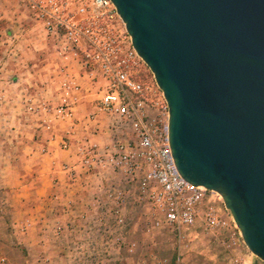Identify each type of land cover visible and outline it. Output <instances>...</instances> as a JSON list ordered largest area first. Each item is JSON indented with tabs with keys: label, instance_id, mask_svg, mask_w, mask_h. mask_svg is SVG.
I'll list each match as a JSON object with an SVG mask.
<instances>
[{
	"label": "built area",
	"instance_id": "built-area-1",
	"mask_svg": "<svg viewBox=\"0 0 264 264\" xmlns=\"http://www.w3.org/2000/svg\"><path fill=\"white\" fill-rule=\"evenodd\" d=\"M17 1L43 26L57 62L50 78L58 85L57 104L28 95L25 112L51 133L47 141H55L54 132L64 125L59 143L63 149L73 150L79 128L90 130V136L76 141L77 160L64 165L67 174L75 179L78 169L88 175L105 169L117 173L136 187V202L147 210L145 230L173 235L171 257L148 255L140 264H188L183 248L189 247L193 235H185L186 228L216 237L231 254L230 262L242 264L238 249L246 244L222 195L189 182L177 168L169 138L168 102L113 0ZM87 95L94 96L92 108L79 118L78 106ZM103 122L111 140L100 143L93 138ZM42 150L48 152L47 146ZM107 193L109 202L90 206L92 217L79 216L84 221L81 234L71 230L67 264H106L112 260L113 250L126 245V229L132 224L124 206L127 193L120 187ZM30 225L29 221L22 223L21 231L26 232ZM93 230L101 250L88 246L95 242L90 238ZM135 247V242L127 243L128 252L134 253ZM49 262L48 255H41L35 264Z\"/></svg>",
	"mask_w": 264,
	"mask_h": 264
},
{
	"label": "water",
	"instance_id": "water-1",
	"mask_svg": "<svg viewBox=\"0 0 264 264\" xmlns=\"http://www.w3.org/2000/svg\"><path fill=\"white\" fill-rule=\"evenodd\" d=\"M169 105L180 174L264 261V0H113Z\"/></svg>",
	"mask_w": 264,
	"mask_h": 264
},
{
	"label": "crops",
	"instance_id": "crops-1",
	"mask_svg": "<svg viewBox=\"0 0 264 264\" xmlns=\"http://www.w3.org/2000/svg\"><path fill=\"white\" fill-rule=\"evenodd\" d=\"M52 56V62L44 66L48 71L45 74L32 72L22 54L21 58H14L15 63L0 56V201L3 212L14 216L15 228L30 222L28 230L19 232L17 237L34 251L33 264L41 255L49 256V264H67V251L62 246L70 240L72 228H82L84 221L79 216L92 217L88 213L90 206L98 201L109 202V189H125L126 201L129 198V203L135 202L136 187L110 169L89 175L78 169L80 174L75 179L67 174L64 165L77 160L76 141L90 136V130L79 128L72 141L73 150L63 149L59 143L64 125L54 132L58 136L55 141H47L51 133L25 112L24 98L28 95L57 104L58 85L50 82L57 64L53 53ZM93 97L83 98L77 109L79 118L91 110ZM101 128L93 139L100 143L110 141L106 122ZM44 146L48 152H43Z\"/></svg>",
	"mask_w": 264,
	"mask_h": 264
},
{
	"label": "rangeland",
	"instance_id": "rangeland-1",
	"mask_svg": "<svg viewBox=\"0 0 264 264\" xmlns=\"http://www.w3.org/2000/svg\"><path fill=\"white\" fill-rule=\"evenodd\" d=\"M5 50H7L6 53ZM15 50L18 51V54H15ZM21 54L23 55L22 59L27 62L28 68L38 74L40 72L47 73L48 71L44 70V66L54 59L43 26L36 22L29 11L17 0H0V56L4 59H10L11 63H15L14 58H21ZM136 193L135 190L133 194L135 202L133 203L131 200L132 203H129L128 198L124 205L128 219L132 223L128 231L126 229V245L124 243L120 249H116L117 251L113 250L112 260L107 261L106 264H140L142 259L148 255L159 254L171 257L174 253L175 241L172 234L160 230H152L151 232L145 230L147 222L145 213L147 210L141 208L136 202ZM7 207L9 209L11 206L8 205ZM0 214L3 215L0 217V237H3L0 240V264H33L34 251L30 246H25L19 242L17 236L20 235L19 232H22L20 226L14 227V216L9 212L7 214L3 212L1 201ZM74 228L77 230L76 234L80 235L81 227L76 228L75 226L72 230ZM196 230L184 229L185 235H193L189 247L183 248L188 264H233L229 259L231 254L224 249L216 237H209L203 233L198 234ZM90 235V238L95 242H90L89 248L92 250L96 246L97 250H101L102 243L97 240L96 231L93 230ZM72 239L73 233L69 236L67 245L62 246L67 251V261L69 259L68 254L72 250L70 245ZM129 242L136 243L134 253L127 251V243ZM85 243L87 242L85 241ZM238 250L244 259L242 264H264V261L251 252L247 245H242ZM2 258L5 260L2 261Z\"/></svg>",
	"mask_w": 264,
	"mask_h": 264
}]
</instances>
